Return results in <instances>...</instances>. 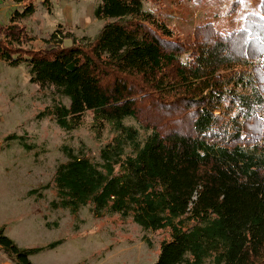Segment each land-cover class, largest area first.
I'll list each match as a JSON object with an SVG mask.
<instances>
[{
  "label": "trees",
  "instance_id": "1",
  "mask_svg": "<svg viewBox=\"0 0 264 264\" xmlns=\"http://www.w3.org/2000/svg\"><path fill=\"white\" fill-rule=\"evenodd\" d=\"M0 1L18 6L0 20V61L26 63L32 83L53 89L41 116L67 133L90 118L97 138L111 134L98 159L62 146L52 209L77 216L89 206L168 230L153 264H264V2L246 28L223 37L196 27L187 42L173 11L200 0H98L105 24L94 41L64 46L53 34L35 48L25 21L36 0ZM4 232L0 250L14 264L64 242L26 248Z\"/></svg>",
  "mask_w": 264,
  "mask_h": 264
},
{
  "label": "rangeland",
  "instance_id": "2",
  "mask_svg": "<svg viewBox=\"0 0 264 264\" xmlns=\"http://www.w3.org/2000/svg\"><path fill=\"white\" fill-rule=\"evenodd\" d=\"M44 1L36 0V12L25 21L35 48L44 47L53 34H56L53 41L64 46L72 44L73 39L87 45L105 24L94 16L98 0ZM162 1L170 6V0ZM263 2L200 0L198 5L190 2L185 8L175 7L172 26L176 35L187 42L194 38L196 27L211 26L226 37L251 24L248 16L261 12ZM17 7L0 1V20L9 22ZM153 7L147 5L146 9ZM52 92V88H41L30 81L26 63L13 66L0 61V228L20 247H43L64 240L56 248L32 255L30 259L35 264H153L161 242L169 237L168 230L144 231L131 219L119 215L96 216L89 206L77 216L68 210L51 208L50 202L55 198L52 183L55 168L66 160L62 146L84 145L98 159L101 146L111 137L105 131L97 138L90 128V118L80 129L67 133L55 120L41 116L53 103ZM59 99L69 103L67 98ZM13 134L26 137L25 142L33 145V149H26L19 139L7 140ZM34 189L38 192L29 195ZM0 264H14L2 250Z\"/></svg>",
  "mask_w": 264,
  "mask_h": 264
}]
</instances>
